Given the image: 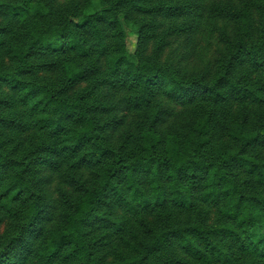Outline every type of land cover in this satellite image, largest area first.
<instances>
[{"label":"trees","instance_id":"16d2710c","mask_svg":"<svg viewBox=\"0 0 264 264\" xmlns=\"http://www.w3.org/2000/svg\"><path fill=\"white\" fill-rule=\"evenodd\" d=\"M172 1L0 0V264H264V0L196 4L188 67ZM37 130L67 141L50 201Z\"/></svg>","mask_w":264,"mask_h":264},{"label":"rangeland","instance_id":"374dc122","mask_svg":"<svg viewBox=\"0 0 264 264\" xmlns=\"http://www.w3.org/2000/svg\"><path fill=\"white\" fill-rule=\"evenodd\" d=\"M202 0H173L172 4L177 5L176 13L171 18L168 17H158L153 19L154 23L158 26L156 29L157 39L162 40L167 44L169 41V47L166 48V51H169L173 54H181V63L188 67V55H193L194 50L199 47L201 43V38L197 36V20L194 19V13L197 11L200 12V9L196 7V4L201 3ZM127 37L125 39L126 46L129 51H134L136 44V27H129L126 29ZM153 43L149 42V45L152 46ZM162 45V44H161ZM210 53H213V48L210 47L207 51L203 52L204 55L210 56ZM207 58V56H205ZM111 78L109 75H106L105 81H100L97 86L93 89L92 94L98 97H101L103 94L115 93V99L117 100L120 96V92H114L111 85L109 84L108 79ZM86 84H81L76 88V91L82 90L85 88ZM169 102V105H172V109L178 110L179 106L173 102ZM219 106H217L218 108ZM216 108V109H217ZM211 111H215V107ZM126 112V111H125ZM122 114L119 112L118 116ZM109 116L106 115L104 119H107ZM168 117L165 116L163 120L166 121ZM171 118V117H170ZM117 129H111L110 132L115 134ZM47 130H37L36 135L44 134L45 144L49 146L48 150L45 152H35L30 156V159H35V177L38 179V193L41 195V198L46 201H50L53 197V184L56 181V165H52L53 162H61L63 158L64 146L67 141L64 139H53L47 137ZM36 145H34L35 148ZM37 154V156H36ZM3 194V195H2ZM27 198V196H25ZM23 196L19 198H25ZM0 198H10L3 192V186H0ZM17 204V203H16ZM54 208V203L51 207ZM12 212L7 207H1L0 205V232L3 230L10 231L13 225L14 218L11 217ZM207 264H221L219 261H213Z\"/></svg>","mask_w":264,"mask_h":264}]
</instances>
